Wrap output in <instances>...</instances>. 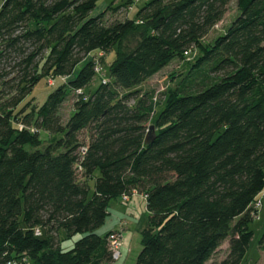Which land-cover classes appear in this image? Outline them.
Segmentation results:
<instances>
[{"label": "trees", "instance_id": "trees-1", "mask_svg": "<svg viewBox=\"0 0 264 264\" xmlns=\"http://www.w3.org/2000/svg\"><path fill=\"white\" fill-rule=\"evenodd\" d=\"M99 1L0 0V264L116 262L108 238L126 222L97 230L112 200L138 193L148 213L134 264H206L225 241L217 264H241L262 218L264 0H235L209 43L233 0ZM193 54L163 98L139 89ZM44 77L55 89L26 104ZM61 234L82 236L66 250Z\"/></svg>", "mask_w": 264, "mask_h": 264}, {"label": "rangeland", "instance_id": "rangeland-1", "mask_svg": "<svg viewBox=\"0 0 264 264\" xmlns=\"http://www.w3.org/2000/svg\"><path fill=\"white\" fill-rule=\"evenodd\" d=\"M120 1L121 0H100L97 4L98 8L96 10L107 8V6L112 4L118 5ZM142 3H140L138 6H140ZM236 3L237 2L235 0L232 1V3L229 6V11L227 12L228 14L225 15L224 19L219 23V25H217L205 38L206 43L212 42L217 36H219V34H222L227 30L231 22L234 20V18H236V14H238L236 11ZM125 9L126 8H123L117 12L111 11L110 13L107 14L106 20L124 18ZM115 50L114 52L111 51V53L105 54L102 62L99 60L100 61L99 63H101L100 65L103 66V72L97 73L94 80L90 83L89 86L85 88V93L87 95H91L96 90V88L100 86L102 78L105 75L106 77L110 76L106 64L107 62L112 61L115 58L116 55ZM197 55L196 54L191 55V57H189L190 61H186L184 63L180 61H173L168 67H165L162 71H160L158 75L156 74L153 78H150L149 80L145 81L139 87V89L143 91H155L159 99L163 98L161 96L162 92L168 90L172 86H175V84L177 83L178 74H181L182 72H186L188 68H190L189 64L192 61H194ZM81 67L82 64L76 68L75 73L79 71ZM55 81L56 80L52 78H50L49 80L46 77L42 78L38 82V84H36L35 87L33 88L32 92L30 93L31 95H29L26 101V104L28 103V101H32L31 104L35 107L37 106V104L44 105L49 94L55 89V85H57ZM73 105H74V96H71L61 108V115L64 118V121L69 119V116L74 108ZM158 108H160V106ZM30 110H31V105L27 107V111ZM45 135L46 134L44 133L43 136ZM89 184L91 187H93V180H90ZM115 200H112L110 202V208L113 211L111 212V214L107 216L106 222L97 230V232L103 235L104 233H107L111 229H114L116 224H119V221H122L121 219H123L124 222L126 223L125 224L120 223V224H122L124 228L123 244L124 243L126 244L124 245L127 249L125 252L126 256H124L123 258L121 257L122 259L120 258L119 260H122L121 262H124V264H134L143 246L141 244V240H142L141 230L138 227L140 222V215H139L140 212L137 214L136 217H134L133 214H130L132 211L129 214L122 215L120 213L119 216H117L116 213L114 212L115 209L114 205L118 207L119 203ZM260 216L262 218L260 219L256 218L250 225V227L254 232V236L250 243L249 251L247 252L241 264H264V247H262V249L260 247L261 245L260 241L262 240L263 231H264V207H262L260 210ZM81 236H82L81 234H77L76 236L69 238L65 234L64 235L61 234L60 238H61L62 248L66 250L71 249ZM227 253H228V241H225L222 244V246L219 248V250H216L212 258L206 262V264L219 263L220 261H222V259L226 257Z\"/></svg>", "mask_w": 264, "mask_h": 264}, {"label": "crops", "instance_id": "crops-1", "mask_svg": "<svg viewBox=\"0 0 264 264\" xmlns=\"http://www.w3.org/2000/svg\"><path fill=\"white\" fill-rule=\"evenodd\" d=\"M101 10V9H100ZM132 201L129 202V204L127 206L123 205L121 203V197L117 198L115 201H117L119 203V206H115V209H114V212L116 213L117 216H119V214L121 213L122 215L124 214H129L131 211L130 214H133L134 217L137 216V214L139 213L140 215V222H139V225L138 227L140 228V230L142 231L143 227L145 226L146 223V214L148 213L147 212V205H146V201H145V198L144 196L141 194V193H138V194H135L132 199ZM117 204V203H116ZM109 212L111 214V212L113 210H111L110 208V204H109ZM144 218V219H143ZM125 219V218H124ZM122 221H124L123 219H121ZM122 221H119V224H116L115 228L114 229H111L110 231H113V230H116L120 228L121 224L120 223H123ZM143 224V225H142ZM105 234V233H104ZM125 244V243H124ZM126 245V244H125ZM125 245H123L122 247V258L125 255V252H126V247ZM121 258V259H122ZM122 260H119V261H116V262H113V263H110V264H124V262H121Z\"/></svg>", "mask_w": 264, "mask_h": 264}, {"label": "built area", "instance_id": "built-area-1", "mask_svg": "<svg viewBox=\"0 0 264 264\" xmlns=\"http://www.w3.org/2000/svg\"><path fill=\"white\" fill-rule=\"evenodd\" d=\"M54 79V78H52ZM126 200H129L127 196H124L123 197ZM263 200H264V191L262 193V195L260 196V198L257 200L256 202V207L259 209V211L261 210L262 207H264V203H263ZM258 211V212H259ZM258 218L259 217V213L257 215ZM38 234H40V232L38 231ZM122 234L123 233H119L117 232L116 233H112L109 238H108V241H109V246H110V250L112 252V255H113V258L114 260H119L121 257H122V246L124 245L123 244V238H122Z\"/></svg>", "mask_w": 264, "mask_h": 264}, {"label": "water", "instance_id": "water-1", "mask_svg": "<svg viewBox=\"0 0 264 264\" xmlns=\"http://www.w3.org/2000/svg\"><path fill=\"white\" fill-rule=\"evenodd\" d=\"M151 129L154 130V126H151ZM150 139V136H148L147 140Z\"/></svg>", "mask_w": 264, "mask_h": 264}]
</instances>
